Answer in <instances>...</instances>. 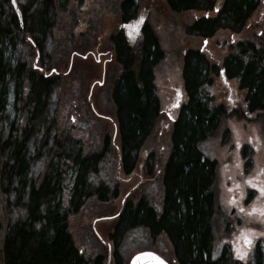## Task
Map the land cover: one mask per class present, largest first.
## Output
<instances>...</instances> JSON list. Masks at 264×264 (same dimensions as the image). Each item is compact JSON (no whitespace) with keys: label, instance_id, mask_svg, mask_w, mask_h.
Returning <instances> with one entry per match:
<instances>
[{"label":"trees","instance_id":"obj_1","mask_svg":"<svg viewBox=\"0 0 264 264\" xmlns=\"http://www.w3.org/2000/svg\"><path fill=\"white\" fill-rule=\"evenodd\" d=\"M15 1L21 18L12 0H0V264H103L102 256L89 258L80 250L69 222L89 201L103 205L123 195L124 182L113 172L118 167L113 157L117 149L104 145L95 147L94 154H85L82 142L74 140L73 125L60 124L59 108L63 90L82 85L75 58L91 48L87 31L101 29V18L96 22L94 15L86 13L87 7L95 3L119 12L121 26L138 18L142 2ZM161 2L176 14L203 12L186 28L188 35L202 39L222 31L236 37L257 13H264V0ZM61 18L67 28L65 36L56 40ZM254 26L250 36H240L230 45L221 64L197 47L184 51L189 100L172 128L170 156L161 177L163 212L145 198L134 205L135 199L126 193L111 235L116 242H121L126 230L144 226L153 237L167 239L177 264H264L263 239H256L255 256L249 262L227 250L217 256V233L221 227L229 230L231 215L219 206L218 161L204 150L231 116L251 117L264 125V21L258 31ZM141 35L138 52L128 45L122 29L109 38L117 66L109 88L117 121L115 142L126 175L135 170L138 153L151 139L160 114L153 69L166 54L148 21ZM221 71L242 93L236 108L214 101L217 96L211 89ZM82 88L81 97L87 92ZM150 148L160 167L166 153ZM105 154H110L114 166L103 170ZM114 253L117 264H123L119 247Z\"/></svg>","mask_w":264,"mask_h":264},{"label":"rangeland","instance_id":"obj_2","mask_svg":"<svg viewBox=\"0 0 264 264\" xmlns=\"http://www.w3.org/2000/svg\"><path fill=\"white\" fill-rule=\"evenodd\" d=\"M140 2L143 5L141 14L146 15L147 21L157 33L161 46L166 54L165 60L155 70L156 91L161 99L162 114L145 148L149 149L152 146H156L163 153L167 154L170 150L169 141L172 133L171 122L168 116L170 106L176 94L175 90L170 89V86L171 84L178 85L180 82L181 59L184 51L190 47H197L212 62L221 64L227 49H230V45H235L237 38L240 36H250V33L255 29L254 25L257 26V31L259 30V24L264 21V13H257L249 21L243 33L236 35V37L230 34V32L222 31L217 33L213 38L202 39L188 35L185 29L187 25L193 22L195 17L204 14L203 12L176 14L170 12L165 5H162L161 0H140ZM87 10V14L89 12L97 18L96 22L101 18V29L97 32L87 31V39L91 42V48L81 53V55H77L75 58L78 64H76L77 68H80L78 76H81L80 80L81 78L83 79L82 85L75 89L71 87L67 92L63 90L61 97L62 105L59 108L58 117L60 124L64 126H71L76 122L75 124L80 127L81 125H85V121H90L89 127L91 132L89 136L92 138L98 137L97 140H99L106 132H109L112 137L111 139L115 140L117 136V121L115 117V105L109 89L111 86L108 83L107 71L111 60L107 59L113 57L109 38L110 35L117 32L120 28L118 20L119 12L114 10L110 11V9L102 8L95 3L88 6ZM101 11V15H95V13ZM213 15L214 13L212 12ZM61 22L63 23L55 28L54 38L56 40L62 39L67 28L62 18L60 19ZM106 51L109 52L110 57L109 54L105 53ZM100 53L102 54L100 55ZM86 77L88 81L84 80ZM222 82V78L219 77V80L216 79L213 87L218 102H222L227 107H230L232 106L230 104L231 98L233 101L239 99L237 104H240L243 99L242 93L237 91L233 83L226 84L228 85L226 86ZM77 84L79 85V82ZM82 86L87 89V92L81 97L79 93L83 89ZM230 88L233 90H230ZM72 91L74 93L71 98ZM87 96L90 98V103L87 101ZM77 97L80 98L78 102ZM88 105L95 107V109L91 110ZM174 113L172 111V114ZM245 145L247 146V153L249 154L247 157L243 155ZM204 146L205 152L218 161V190L221 195V200L224 202L226 213L232 215L233 206H236V203L231 202V197L233 195L239 196L240 193L238 194V191L240 189L244 190L247 185L255 186L257 178H262L264 170V125L258 121H251L249 117L240 119L231 116L221 124L215 138L211 141L209 140ZM111 158L107 159L108 161L104 165L105 168L112 164L110 160L113 158ZM112 165L114 166V162ZM113 172L117 175L116 171L113 170ZM124 178L126 177L124 176ZM133 184L134 182H124L122 185L123 195L121 197L119 196L117 200L103 205L89 203L80 214L70 219V230L73 233L74 240L87 257L95 258L102 256L104 260L103 264L109 263L107 245L100 238L102 237L104 241L111 240L110 236L115 231L118 222L117 213L122 208V197L128 193V190ZM146 186L144 185L143 187L145 188ZM141 188L138 191H141ZM143 194L152 197L155 195L158 204H161L163 197L161 176L155 179L152 185H148L146 190L143 191ZM138 195L137 192L130 195L127 194V198H132L133 196L136 200ZM262 200L254 198L253 203L247 206L244 216H242V213L238 209L237 216L230 217L231 223L228 225V231L220 225L221 230L216 236L218 248H221L226 242H231L232 239H236L239 233L242 232L241 230L247 228L252 229L255 238L263 239L264 243V202ZM123 235L124 238L121 239L120 245L118 244L120 259L123 261V264H128L136 252L146 249H153L158 254L163 250L164 255L162 256L165 260L169 264H177L175 257L173 258L171 245L163 236L151 239L147 230L142 231L141 228L126 230ZM259 243L262 242L259 241ZM256 245L254 244V247ZM232 253L238 259L248 262L255 256L254 248L247 256L241 255L236 250H233ZM114 261L115 258L112 257L109 264H114Z\"/></svg>","mask_w":264,"mask_h":264},{"label":"flooded vegetation","instance_id":"obj_3","mask_svg":"<svg viewBox=\"0 0 264 264\" xmlns=\"http://www.w3.org/2000/svg\"><path fill=\"white\" fill-rule=\"evenodd\" d=\"M21 20V19H19ZM147 17L146 15H142L140 14L138 16L137 19H135L134 21L130 22V23H124L120 26V30L122 29L124 32V36L126 38V41L128 42V45L134 50L137 49V52L139 51V49L141 48L140 44H141V32H142V26L144 23L147 22ZM189 25L186 26V28ZM186 31V29H185ZM187 33V32H186ZM111 36V35H110ZM159 40V39H158ZM110 42V41H109ZM160 43V41H159ZM161 45V43H160ZM112 50V58H108L107 60H111V62L109 63L110 66L108 67V83L111 85L110 81H111V74L116 70L117 66L115 65V52L113 49ZM109 51V50H108ZM106 51L105 53L109 54V52ZM102 53H100L101 55ZM85 57V56H84ZM110 57V54H109ZM37 60V58H36ZM165 60V57L157 64H155L154 69H153V87H154V93L155 96L158 98L159 103H160V114L157 117L155 123H154V127H153V131L157 125L158 120L160 119V116L162 114V103H161V99L159 97V95L157 94L156 91V68L157 66ZM183 68H184V58L182 56L181 59V79L180 82L178 83V85L176 84H171L170 89L175 90V96H174V101H172L171 104V108H170V112H169V121L171 122V129L173 128L174 124L176 123V121L178 120L179 116H180V112L182 110V108L188 103L189 100V96H188V92L187 89L185 87V79H184V75H183ZM220 78H222L224 85L226 84H231L232 82L228 81L225 77V75L223 74V72H220ZM219 77L215 78L214 82H213V87L214 84L216 83V79L219 80ZM222 82V83H223ZM228 86V85H226ZM213 89V88H212ZM211 91L214 92V89ZM230 90H233L232 88H230ZM238 91V90H237ZM233 93V91H231ZM89 96H87V101L90 103V98H88ZM78 100V99H77ZM216 104H220L222 102H218L217 98L215 97ZM238 101L239 99H236V101H233L230 98V104L232 106H230V109L232 108H236L238 107ZM78 102V101H77ZM234 104V105H233ZM88 107L91 110H94L95 107L88 105ZM172 111H174L175 113L172 114ZM251 118V117H250ZM90 121H85V125H81L80 127H78L75 123L73 124V132L75 134V139L76 141H81L83 144V148H84V153L85 154H94L93 150H95L94 148L97 147V149H103L104 145L108 146L109 148H111L112 150L117 149V153L116 155L113 154V157L116 156L117 161H118V167H117V178H119L118 180L122 183H130V182H134V184L132 185V187L128 190V194L130 193H135L137 192L139 195L137 197V199L134 202V205H137L143 198L148 200L149 205H151L152 207H156L160 212H163L164 209V204H163V200H164V195L162 197L161 200V204H158V201L156 200V196L154 195V197L149 196L147 194H143V191L146 190V188L148 187V185H152V182L157 179L159 176L162 177V174L164 172V166H165V162L167 160V158L170 156V153H167L164 155L163 159H162V164L159 165L156 163L157 161L155 160V156H156V152L154 151V148H145L142 147V149L139 151L138 153V160H137V164L135 167V170L129 174H123L121 171V155L118 152V144L115 142L114 139H110V133L106 132L104 134V136L102 138H100L99 140H97V138H92L91 136H89V133L91 132V130L88 128V126ZM87 126V127H86ZM252 140V139H251ZM211 141V140H210ZM251 143V141H250ZM145 150V151H144ZM100 152V151H99ZM98 152V153H99ZM243 155L244 157L249 156V154L247 153V146L245 145V147L243 148ZM110 154H105V157L102 159L101 163V168H104L105 163L108 161L107 159L109 158ZM104 170V169H103ZM248 170V169H247ZM262 178H257V181L255 183V186H246L244 190L240 189L238 191V195H233L231 197L232 201L231 202H235L236 206H233V212L231 216L236 215L237 216V210H240V213H242V216L245 215L246 213V209L247 206L252 204L254 201V198L257 199H263L262 201L264 202V170L262 173ZM124 176L126 178H124ZM250 181V180H248ZM147 185L145 188L142 186ZM142 187V188H141ZM153 187V186H152ZM151 187V188H152ZM141 188V191H138ZM150 188V189H151ZM217 189H219V186L217 185ZM162 194H164V188L162 185ZM238 196V197H237ZM218 199H219V206L223 208H225L224 206V202L221 200V195L220 192L218 190ZM121 207H124L126 202L124 200H121ZM94 201H89L85 206H87L89 203H93ZM85 206L83 208H85ZM250 211V210H249ZM241 220V219H240ZM139 229L141 228V230H145L144 226H139ZM242 232L239 233V236L236 239H232L231 242H226L225 244L222 245L221 248L216 247L217 251V256H220L223 252H226V250L229 251H233L236 250L238 251V253H240L241 255H248L250 252L253 251V248L255 249L256 247H254V244H257V240L252 232V229H243L241 230ZM150 238H156L153 237L152 234H149ZM101 241L103 243H105V245H107L108 248V257H109V263L112 260V257L115 258L114 264H117V256L114 253V250L117 249V246L119 247L120 242H116L115 239H112L110 236V241L106 240L104 241L103 238H100ZM116 244V245H115ZM119 244V245H118ZM257 246V245H256ZM116 247V248H115ZM148 250V249H146ZM145 250V251H146ZM140 251H144V250H140ZM138 253V252H136ZM242 256V258H243ZM244 259V258H243ZM104 261V260H103ZM102 261V263H103ZM108 263V264H109ZM130 264V261L129 263Z\"/></svg>","mask_w":264,"mask_h":264},{"label":"water","instance_id":"obj_4","mask_svg":"<svg viewBox=\"0 0 264 264\" xmlns=\"http://www.w3.org/2000/svg\"><path fill=\"white\" fill-rule=\"evenodd\" d=\"M12 4L17 11L18 16L21 18V12L16 4L15 0H12ZM130 264H169L162 256L158 253L146 250L136 253L130 261Z\"/></svg>","mask_w":264,"mask_h":264}]
</instances>
